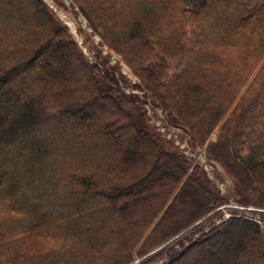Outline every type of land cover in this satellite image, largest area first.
Wrapping results in <instances>:
<instances>
[{
  "label": "trees",
  "instance_id": "1",
  "mask_svg": "<svg viewBox=\"0 0 264 264\" xmlns=\"http://www.w3.org/2000/svg\"><path fill=\"white\" fill-rule=\"evenodd\" d=\"M70 1L191 145L219 129L210 159L239 204L264 209V0ZM55 8L71 14L0 0V264H131L229 196ZM196 229L142 264H264L257 220Z\"/></svg>",
  "mask_w": 264,
  "mask_h": 264
},
{
  "label": "rangeland",
  "instance_id": "2",
  "mask_svg": "<svg viewBox=\"0 0 264 264\" xmlns=\"http://www.w3.org/2000/svg\"><path fill=\"white\" fill-rule=\"evenodd\" d=\"M49 1L51 2V0ZM59 1L64 2L69 12H71L72 15L62 11L65 13L63 14L64 20L67 22L66 24L72 28L71 33L75 35L73 36L90 62L94 63L97 61L96 53L98 52L100 53V58H98L100 61H102L101 56H105L107 59V64L111 67H116L118 69V73H120L125 78V85L122 84L125 93L137 95L143 102H145L147 105L148 114L151 116V123L157 128V130L160 131L167 139H169L174 144V146L181 151V153L187 156L189 160H192L195 165H200L202 168H204L207 171L209 179L217 186L222 195L227 197L229 196L228 204L220 206L213 213L200 220L193 228L185 230L179 236L169 241L166 245L157 248L143 257L136 255L131 264H142L148 259H151V256H153L155 252L157 253L167 246L170 248V243L177 240V238H179L181 235H184L186 232L192 229L194 230V228L199 229L202 226V230L207 231L213 225H220L233 216L246 215L248 218L257 220L260 222L264 231V209L253 206H242L239 204L232 196V179L228 177L224 171V168L219 163L211 160L208 155L207 147L209 144L217 141L219 129H217L211 135L205 146L191 145L189 143V136L187 132L181 128L170 125L166 117V113L162 110V108L153 104L150 93L142 88L141 80L133 72L132 68L124 61L123 57L116 52L108 50L109 48L101 43L100 37L92 32L81 16L77 15V8H74L70 0ZM20 20L25 21L24 18ZM20 20L12 19L10 20V25L17 26L20 24ZM186 140L188 141V144L186 143ZM161 261L159 260L158 262L161 263Z\"/></svg>",
  "mask_w": 264,
  "mask_h": 264
},
{
  "label": "bare ground",
  "instance_id": "3",
  "mask_svg": "<svg viewBox=\"0 0 264 264\" xmlns=\"http://www.w3.org/2000/svg\"><path fill=\"white\" fill-rule=\"evenodd\" d=\"M71 28V27H70ZM71 30H72V28H71ZM199 222V221H198ZM198 222H196V223H194L193 225H191L188 229H191V228H193ZM156 253V252H155Z\"/></svg>",
  "mask_w": 264,
  "mask_h": 264
},
{
  "label": "built area",
  "instance_id": "4",
  "mask_svg": "<svg viewBox=\"0 0 264 264\" xmlns=\"http://www.w3.org/2000/svg\"><path fill=\"white\" fill-rule=\"evenodd\" d=\"M260 223V222H259ZM261 225V224H260ZM262 227V226H261ZM263 228V227H262Z\"/></svg>",
  "mask_w": 264,
  "mask_h": 264
}]
</instances>
